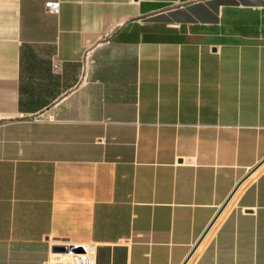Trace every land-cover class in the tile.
Listing matches in <instances>:
<instances>
[{
	"label": "crops",
	"instance_id": "obj_1",
	"mask_svg": "<svg viewBox=\"0 0 264 264\" xmlns=\"http://www.w3.org/2000/svg\"><path fill=\"white\" fill-rule=\"evenodd\" d=\"M206 1L0 0V264H184L218 214L187 264H264V6L147 21Z\"/></svg>",
	"mask_w": 264,
	"mask_h": 264
},
{
	"label": "water",
	"instance_id": "obj_2",
	"mask_svg": "<svg viewBox=\"0 0 264 264\" xmlns=\"http://www.w3.org/2000/svg\"><path fill=\"white\" fill-rule=\"evenodd\" d=\"M263 1V2H261ZM209 0L206 1L204 4H197L192 6H187L184 12L178 10H171L166 14H160L154 16L153 18L148 19L149 22H176V23H192L195 21H199L201 23H216L217 17L216 15L219 12L220 6H264V0ZM245 180V178H244ZM243 180V181H244ZM242 181V182H243ZM240 182L239 185L242 183ZM222 211V210H221ZM220 213V212H219ZM219 215V214H218ZM218 215L214 218L210 226L207 228L203 236L198 240L192 251L190 252L189 256L187 257L184 264L191 259L195 251L198 249L199 245L201 244L202 240L204 239L205 235L208 233L212 225L214 224L215 220L217 219ZM72 251L74 249H71ZM56 252H65L64 249H55Z\"/></svg>",
	"mask_w": 264,
	"mask_h": 264
},
{
	"label": "built area",
	"instance_id": "obj_3",
	"mask_svg": "<svg viewBox=\"0 0 264 264\" xmlns=\"http://www.w3.org/2000/svg\"><path fill=\"white\" fill-rule=\"evenodd\" d=\"M59 2H48L45 8L52 14L59 12ZM53 69L58 70V64H53ZM71 249H74L73 251ZM43 264H96L93 246L84 248L67 247L65 252H51Z\"/></svg>",
	"mask_w": 264,
	"mask_h": 264
}]
</instances>
